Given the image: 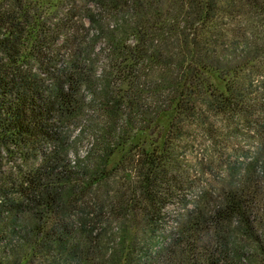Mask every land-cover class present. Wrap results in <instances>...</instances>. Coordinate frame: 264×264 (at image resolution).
I'll return each instance as SVG.
<instances>
[{
	"label": "trees",
	"instance_id": "obj_1",
	"mask_svg": "<svg viewBox=\"0 0 264 264\" xmlns=\"http://www.w3.org/2000/svg\"><path fill=\"white\" fill-rule=\"evenodd\" d=\"M1 151L0 264H264V0H0Z\"/></svg>",
	"mask_w": 264,
	"mask_h": 264
},
{
	"label": "rangeland",
	"instance_id": "obj_2",
	"mask_svg": "<svg viewBox=\"0 0 264 264\" xmlns=\"http://www.w3.org/2000/svg\"><path fill=\"white\" fill-rule=\"evenodd\" d=\"M52 1L54 2L56 0H52ZM91 109H90V112H91ZM96 109H97V106H96ZM74 127L75 126H74L73 123L72 124L71 123H68L67 130H66V127H65V130L67 131V134L68 135H71L70 132L72 133ZM77 135H78V133H76V131H75L74 136H72V140L75 143H70L71 149H79V152H81L82 154H85V151H86V149H87V147L89 145L88 135L87 134H83V135L78 136V137H77ZM243 141L244 142H240L241 143V145L239 144L240 151L237 153V154H241V156L243 155L242 157H244V155H245L244 153L246 152L245 150L248 147L247 141L246 140H243ZM195 145L196 146H195V148L192 149V153H191L193 155L190 154L188 156L190 159H192L191 162L194 161V160H196V159H198V158L195 157V155H199L201 153V151L200 152H197V148L201 144L197 141L195 143ZM242 146L244 148H242ZM72 151H74V150H72ZM0 153H1L0 154V170L2 172H4L3 173L4 175H8V174H15L16 175V174H19L22 171H25L28 168V166H29V164H27L26 162H24L22 160V158L20 157V155H17L15 153H12V152H9V151H6L5 153L3 151H1ZM34 161L35 160H29V163H33ZM204 183L205 182H203V184Z\"/></svg>",
	"mask_w": 264,
	"mask_h": 264
}]
</instances>
